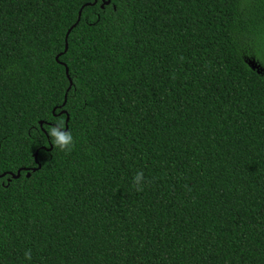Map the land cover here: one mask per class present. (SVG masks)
<instances>
[{"label": "trees", "instance_id": "trees-1", "mask_svg": "<svg viewBox=\"0 0 264 264\" xmlns=\"http://www.w3.org/2000/svg\"><path fill=\"white\" fill-rule=\"evenodd\" d=\"M85 2L0 0V264H264V0Z\"/></svg>", "mask_w": 264, "mask_h": 264}, {"label": "clouds", "instance_id": "clouds-1", "mask_svg": "<svg viewBox=\"0 0 264 264\" xmlns=\"http://www.w3.org/2000/svg\"><path fill=\"white\" fill-rule=\"evenodd\" d=\"M65 123L63 120H58L47 129V133L51 137L54 148L60 151L70 152L74 148V138L69 130H65ZM144 173L139 171L133 177V184L136 186V191L143 190ZM27 259H31V251L25 253Z\"/></svg>", "mask_w": 264, "mask_h": 264}, {"label": "water", "instance_id": "water-1", "mask_svg": "<svg viewBox=\"0 0 264 264\" xmlns=\"http://www.w3.org/2000/svg\"><path fill=\"white\" fill-rule=\"evenodd\" d=\"M96 2H97V0H93V2H85L83 6H87V5H90V4H95ZM109 3H110V0H103V3L101 4V7L104 6V4H109ZM80 16H81V9H80L79 12H78V18H77L76 22L73 23V24L67 29V31H66V34H65V47H64L63 52H61V53H59L58 55L55 56V58H56L57 60H58V56L66 51V49H67V41H66L67 36H68L70 30H71V29L76 25V23L79 21ZM60 63L63 64V65L65 66V72H66L67 77L69 78V81H70L69 87H70L72 81H71V79H70V77H69V74H68V67L65 65V63H63V62H61V61H60ZM69 87H68V88H69ZM65 102H66V95H65L64 100H63V102H62V105H64ZM60 113H66V111H65V110H61ZM67 121H68V115H66V119H65V128H66V129H67ZM42 123H43V121H39V124H40V125H42ZM66 129H65V130H66ZM51 147H52V146L50 145V147H49L48 149H51ZM34 157H35V161H36V163H37V166H36L35 168H32V170H35V169L40 168V163H39L38 160H37V152L34 153ZM21 170H25V168H20V169H18V170L16 171V173L9 172V174L11 175L12 178H16V177H18V176L20 175ZM4 174H5V173H2V174H0V176H3ZM28 175H29V172L27 173V176H28Z\"/></svg>", "mask_w": 264, "mask_h": 264}, {"label": "rangeland", "instance_id": "rangeland-1", "mask_svg": "<svg viewBox=\"0 0 264 264\" xmlns=\"http://www.w3.org/2000/svg\"><path fill=\"white\" fill-rule=\"evenodd\" d=\"M250 64L253 65L255 68H257L259 71L262 70L261 65L259 64V62L257 60H255L253 57L248 59Z\"/></svg>", "mask_w": 264, "mask_h": 264}]
</instances>
